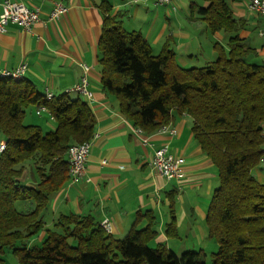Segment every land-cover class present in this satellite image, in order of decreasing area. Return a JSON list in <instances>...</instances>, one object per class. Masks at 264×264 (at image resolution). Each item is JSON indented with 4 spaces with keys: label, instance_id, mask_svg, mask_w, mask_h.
Returning a JSON list of instances; mask_svg holds the SVG:
<instances>
[{
    "label": "trees",
    "instance_id": "16d2710c",
    "mask_svg": "<svg viewBox=\"0 0 264 264\" xmlns=\"http://www.w3.org/2000/svg\"><path fill=\"white\" fill-rule=\"evenodd\" d=\"M203 2L191 4L192 15L211 33L229 34V49L215 42L214 60L184 67L169 43L155 54L140 31L110 15L104 0L101 82L121 113L147 133L170 124L174 112L192 117L193 137L219 177L206 216L208 234L219 245L210 264H264V177L254 174L264 152V62L247 60L257 52L240 35L246 19L235 15L229 0ZM38 105L54 116V129L24 122L26 110ZM94 131L93 111L80 96L47 99L27 78L0 77V132L7 141L0 156V264L5 248L20 264H208L203 250L178 256L164 244L152 247L157 231L151 210L138 211L123 238L106 232L91 215L61 214L40 244L29 245L44 227L50 195L69 179V146L89 141ZM29 161L39 178L35 186L21 180ZM20 200L33 207L19 210ZM174 220L172 214L166 230L171 237Z\"/></svg>",
    "mask_w": 264,
    "mask_h": 264
},
{
    "label": "crops",
    "instance_id": "0c3cea01",
    "mask_svg": "<svg viewBox=\"0 0 264 264\" xmlns=\"http://www.w3.org/2000/svg\"><path fill=\"white\" fill-rule=\"evenodd\" d=\"M4 1L0 0V4ZM10 1L39 7L41 20L31 30L9 23L6 30L0 32V69L12 70L26 63L24 78L32 81L41 92L48 88L58 96L81 80L82 64L89 65L92 98L86 100L77 93L68 95L74 94L72 98L80 96L86 100L95 117L85 176L78 183L68 179L60 190L50 195L44 212V227L30 239L29 245L40 244L46 229L52 228L61 214L91 215L100 223L109 218L111 233L121 238L132 227L138 211L151 210L155 214L154 228L157 231L151 245L164 244L174 253L175 249L204 251L213 239L208 234L206 216L213 191L219 186L218 170L194 139L193 119L188 114L173 113L170 125L176 129L175 135L158 130L138 135L133 131L136 126L119 110L116 97L103 87L99 41L106 15L101 6L104 0ZM55 1L67 5L68 11L57 19L47 20ZM229 1L235 15L246 19V27L240 35L256 49L255 58L264 62V15L249 9L250 0ZM107 2L111 5L110 15L124 28L138 30L142 34L145 32L143 35L152 50L153 40L161 45V49L169 43L180 65H185L187 59L200 53L201 36L196 34L202 26V19L191 13L190 6L194 0H177L176 11L170 5L158 4L156 0ZM196 3L205 4L203 0ZM206 32L212 44L211 56L215 57L214 43L219 42L223 46L222 42L228 40L221 32L211 33L208 27L202 34ZM38 106L31 107L32 111L38 117L44 116L38 118L40 122L32 124L44 130V127L54 129L56 124L50 112L37 114ZM0 138H4L1 132ZM165 143L169 144L173 155L185 160V177L180 184L167 180L151 167L154 151ZM103 160L107 162L102 163ZM254 174L258 180L264 177L259 168H255ZM21 180L25 185L35 186L39 178L37 172L27 166ZM16 207L28 210L33 204L30 200H20ZM172 214L176 225V236L173 237L166 232ZM145 224L146 220H143L140 226Z\"/></svg>",
    "mask_w": 264,
    "mask_h": 264
},
{
    "label": "built area",
    "instance_id": "2783aa9c",
    "mask_svg": "<svg viewBox=\"0 0 264 264\" xmlns=\"http://www.w3.org/2000/svg\"><path fill=\"white\" fill-rule=\"evenodd\" d=\"M156 2L158 4L170 5L172 10H177V0H156ZM0 7V32H4L9 23H16L25 30H31L33 25L41 20L40 8L29 6L22 1L5 0L0 4ZM248 7L251 11L264 15V0H250ZM68 8L69 7L63 2L55 1L48 14L47 20L59 18L68 11ZM82 68L84 72L81 80L67 88L65 93H77L85 97L86 100H90L92 98V92L89 89L88 80L90 66L87 64H82ZM26 69V63H22L17 68L12 70L0 69V77L11 78L13 80L22 79L25 77ZM44 93L46 94L47 99H51L54 96L53 93L48 90V88L45 89ZM43 112L50 111L45 105H39L37 107V114H41ZM51 117L54 118L52 114ZM133 131L138 135H141L144 132L140 127H134ZM158 132H169L171 135H175L176 129L170 124H167L161 126L158 129ZM143 141L146 142L147 140L144 139ZM91 146V140L84 143H73L69 146L67 154L69 163L68 178L70 182L78 183L85 176L86 163L90 154ZM6 149V139L0 138V156L6 151ZM106 162V160L102 161V163ZM184 163V158L173 155V153L170 151L169 144L165 143L154 151L151 160V167L164 176L167 180H174L180 184L185 177V171L183 168ZM258 168L264 174V152L260 157ZM100 224L106 232L111 233L112 226L109 218L103 219Z\"/></svg>",
    "mask_w": 264,
    "mask_h": 264
},
{
    "label": "rangeland",
    "instance_id": "374dc122",
    "mask_svg": "<svg viewBox=\"0 0 264 264\" xmlns=\"http://www.w3.org/2000/svg\"><path fill=\"white\" fill-rule=\"evenodd\" d=\"M195 3L196 2H201V0H194ZM201 27L199 28V30H197V37L198 36H201L200 39H201V42H202V47H201V51H199L200 53L197 55V57H191L189 59H187V63H185V65H182V66H185V67H192V66H204L206 63H207V60H214L216 57H217V53L215 54V57L214 56H211V50H212V44L209 43V39H208V35L209 33L206 32L204 34H202V32L204 31H207V24L204 20H201ZM223 35H225L226 39L228 40L229 38V34L225 33V32H221ZM145 34V32L143 33ZM146 37V36H145ZM150 43V42H149ZM222 45L225 47L227 45L226 50L228 51V42L226 40H224L222 42ZM153 52L156 54L158 52H160L161 50V45L160 44H156V41L153 40ZM214 57V59H212ZM247 60L251 61V62H260V59L259 58H255V55H250ZM209 62V61H208ZM70 97H74V94H70L69 95ZM33 109L32 108H28L26 110L27 112V116L25 117V120L24 122L26 124H32V122H36V121H39L40 118H43L44 115H42V117H38L34 114V112L32 111ZM39 118V119H38ZM40 122V121H39ZM43 122V120H42ZM44 126V124H43ZM45 128V131L49 130L47 127H44ZM28 167L30 169H32V171H35V168H34V164H33V161H29L28 163ZM125 236V235H124ZM124 236H122L121 238H123ZM210 239V238H208ZM210 244L209 245H206L204 251L207 253V263L210 264L211 263V254L212 253H215L217 252L218 248H219V245L218 243L214 240V239H210ZM72 242V240H71ZM153 247V244L151 245ZM198 248V247H197ZM176 253L178 256H180L183 252H185V250L183 249H175ZM199 249H194L193 251H198ZM2 258L4 260V264H20L19 263V260H18V257L13 253L12 249L10 248H5L4 250V253L2 254Z\"/></svg>",
    "mask_w": 264,
    "mask_h": 264
}]
</instances>
